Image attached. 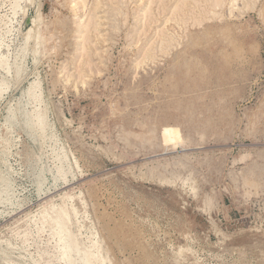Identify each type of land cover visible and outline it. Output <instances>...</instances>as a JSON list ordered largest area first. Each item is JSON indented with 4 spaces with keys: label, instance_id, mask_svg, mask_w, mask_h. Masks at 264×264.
Returning a JSON list of instances; mask_svg holds the SVG:
<instances>
[{
    "label": "rangeland",
    "instance_id": "1",
    "mask_svg": "<svg viewBox=\"0 0 264 264\" xmlns=\"http://www.w3.org/2000/svg\"><path fill=\"white\" fill-rule=\"evenodd\" d=\"M19 1L0 0V264H62L64 205L104 264H264V0Z\"/></svg>",
    "mask_w": 264,
    "mask_h": 264
},
{
    "label": "bare ground",
    "instance_id": "2",
    "mask_svg": "<svg viewBox=\"0 0 264 264\" xmlns=\"http://www.w3.org/2000/svg\"><path fill=\"white\" fill-rule=\"evenodd\" d=\"M88 1V0H87ZM98 2L97 3H99V0H97ZM20 1L19 0H15V2H14V4L12 5L13 7V9H14V11H17V10H19V6H20V3H19ZM111 2V1H110ZM115 2V1H114ZM235 2H237V1H235ZM252 2V1H251ZM254 2V1H253ZM253 2L251 3V4H253ZM101 3V2H100ZM99 3V4H100ZM255 3V2H254ZM82 4V3H81ZM87 4V3H86ZM99 4H98V6H99ZM246 4H248L249 5V3H246ZM114 5V4H113ZM124 5V4H123ZM254 5V4H253ZM255 5H256V3H255ZM119 6H122L121 4L119 5ZM126 6V5H125ZM71 7V6H70ZM118 7V6H117ZM124 7V6H123ZM121 9V8H120ZM119 9V10H120ZM73 10V9H72ZM40 13V12H39ZM115 13V12H114ZM122 14V13H121ZM127 15V14H126ZM260 15H262V14H260ZM16 16V15H15ZM40 16V14L38 15V17ZM116 16H118V14H116ZM122 16V15H121ZM120 17V16H119ZM116 19H117V17H115ZM123 18H124V16H123ZM125 19V18H124ZM39 20V18H34V20H33V23H36L37 21ZM41 21V18H40V20H39V22ZM119 21V20H118ZM117 22V21H116ZM126 21L124 20V23H125ZM115 23V22H114ZM121 23H123V22H121ZM38 24V23H37ZM118 24V23H117ZM116 24V25H117ZM40 27V26H39ZM38 29V28H37ZM116 29H118V28H116ZM9 30V29H8ZM39 30V29H38ZM32 31H33V28L31 27V28H29V31L27 32V36L28 37H30V35H31V33H32ZM37 31V30H36ZM38 32H40V30L38 31ZM6 33V32H5ZM38 34V33H37ZM35 35H36V33H35ZM34 35V36H35ZM39 35V34H38ZM52 37V36H51ZM50 37V39L52 40L53 38H51ZM31 38V37H30ZM34 38V37H33ZM37 38V36L35 37V39ZM3 39V38H2ZM2 39H0V47H1V44H2V42H1V40ZM50 39H48V40H50ZM28 41V40H27ZM35 41V40H34ZM37 41V40H36ZM35 41V42H36ZM37 43H39V40L37 41ZM38 46V45H37ZM34 49V48H33ZM37 49V48H36ZM39 49V48H38ZM37 51H40V50H37ZM38 53V52H37ZM36 53V54H37ZM1 55V54H0ZM39 55H40V53H39ZM9 59H8V57H7V55L6 54H2L1 56H0V67L1 68H3V69H5V70H7V72L9 73L10 71H11V64L9 63V61H8ZM19 71H20V69H19V67H17V69H16V74H19ZM16 76V75H15ZM19 79V78H18ZM3 83V82H2ZM5 83V82H4ZM4 83H3V86H4ZM2 86V84H0V94L4 91V87ZM39 86H40V84H39V81H35V82H33L31 85H30V87H29V89H28V91H27V93L29 94V96L30 97H32L31 99L32 100H38V101H40L39 100V98H41L42 96V93L39 91L40 89H39ZM8 87V86H7ZM7 91V90H6ZM28 94L26 95V96H28ZM30 97H27V98H30ZM37 102V101H36ZM42 102V101H41ZM40 102V103H41ZM33 104V103H32ZM35 104V103H34ZM37 104H38V102H37ZM27 105V104H26ZM39 105V104H38ZM34 106V105H33ZM12 108V107H11ZM10 108V109H11ZM29 108V107H28ZM27 108V109H28ZM17 109V108H16ZM25 109V108H24ZM31 109V108H30ZM13 109H11V111H10V113H9V115L7 116V118H6V123H8V124H15V119H16V114H15V112L14 111H12ZM9 111V110H8ZM22 111V110H21ZM24 116H25V122H24V125L28 128V130L29 129H32V128H34V127H39L40 128V130H42V132H43V134L45 133V131H46V128H47V126H48V124H47V115H46V113L42 110V109H40V107L38 108V107H35L33 110H25L24 111ZM22 117V116H21ZM20 119H22V118H20ZM17 123V122H16ZM32 131V130H31ZM37 132V131H36ZM35 132V133H36ZM2 133V132H1ZM51 135V134H50ZM32 136H34V135H32ZM163 136H164V138H165V141L167 142V143H169V142H176V140L178 141V139H180V137H181V135H180V132H179V130L177 129V128H175V127H171V126H166V127H164L163 128ZM51 138V137H50ZM1 139H2V137H1ZM43 141V140H42ZM52 142V141H51ZM54 143V142H53ZM48 144V143H47ZM54 146V145H53ZM49 148H50V146H49ZM56 149V148H55ZM62 149V148H61ZM53 150V149H52ZM55 151V150H54ZM65 151V150H64ZM63 151V152H64ZM61 152V151H60ZM53 153V152H52ZM57 153V152H56ZM56 153H54V154H56ZM64 155V154H63ZM72 156V155H71ZM57 157H59V156H57ZM65 158H66V156H64ZM52 158V157H51ZM60 158V157H59ZM73 158V157H72ZM57 158H55V160H56ZM67 159V158H66ZM65 160V159H64ZM62 161V160H61ZM66 161V160H65ZM64 161V162H65ZM74 161V160H73ZM58 162H60V161H58ZM67 162V161H66ZM59 165H60V163H59ZM74 165H76V163H74ZM61 166V165H60ZM43 168V167H42ZM63 168V167H62ZM46 170V169H45ZM51 171V170H50ZM70 171V170H69ZM52 172V171H51ZM61 172V171H60ZM72 173V172H71ZM63 174V173H62ZM73 175V174H72ZM64 176V175H63ZM41 178V177H40ZM43 178H44V176H43ZM54 178V177H53ZM56 179V178H55ZM64 179V178H63ZM60 180V179H59ZM58 181V180H57ZM43 182H45L44 180H43ZM40 185H41V183H39ZM45 184V183H44ZM42 188V187H41ZM66 197V196H65ZM62 198H63V196H62ZM65 202V201H64ZM63 204H65V203H63ZM52 205V204H51ZM59 205V204H58ZM65 206V205H64ZM64 206H51V208H53L52 210L54 211V213L56 214L55 216H51V220H52V222H53V224H54V226L56 225V226H58V228H59V232H58V230L57 231H55V234H56V232H58L59 233V235H57V236H59L60 237V242H61V244H60V248H61V250H62V257H61V255H60V257H61V259L63 260V263H65V264H104V262L106 261V260H108V259H106V257L104 258L102 255H99V253L97 254V253H94L93 251H91V250H89L90 248H89V246H88V249L87 248H83L84 246H86L87 247V245H84L83 247H82V243H80V241H78L77 239H76V236L72 233V231H70L69 229H68V222L66 221V220H69L70 221V219L72 218L71 217V215H70V211L69 212H66V210H65V207ZM49 207H50V205H49ZM70 209H71V207H70ZM44 211V210H43ZM52 211V212H53ZM76 210L74 209V212H75ZM77 212V211H76ZM46 213V212H45ZM51 213V212H50ZM52 214V213H51ZM42 215H43V212H42ZM49 214L47 213V215H45L44 217H49L48 216ZM30 217V216H29ZM77 218V217H76ZM45 219V218H44ZM42 220V219H41ZM40 223V222H39ZM38 223V224H39ZM79 224V223H78ZM45 225V224H44ZM44 225L42 226V229H43V227H44ZM71 225V224H70ZM82 226V225H81ZM38 227V226H37ZM71 227V226H70ZM77 228V227H76ZM38 230V229H37ZM44 230V229H43ZM39 231H41V229L39 230ZM28 232V231H27ZM77 234V233H76ZM59 237H58V240H59ZM80 239V238H79ZM82 241V240H81ZM90 241V240H89ZM59 242V243H60ZM95 242V241H94ZM58 243V244H59ZM91 243V242H90ZM94 245V244H93ZM92 245V246H93ZM59 246V245H58ZM91 246V245H90ZM96 246V245H95ZM95 249H96V247H95ZM97 250H98V247H97ZM101 251V250H100ZM59 252H60V250H59ZM74 253L76 254V255H78L79 257V259L78 258H76V259H78L79 261H77L76 259H75V256H74ZM101 254V253H100ZM50 255H52V254H50ZM56 256V255H55ZM59 256V255H58ZM50 257V256H49ZM59 257V258H60ZM54 258V257H53ZM41 259V258H40ZM56 259V258H55ZM106 259V260H105ZM60 260V259H59ZM61 260V261H62ZM42 261V260H41ZM35 262H37V261H35ZM40 262V261H39ZM58 262V261H57ZM60 263V262H59ZM62 263V264H63ZM107 263V262H106ZM38 264V263H37ZM40 264V263H39ZM44 264H46V263H44ZM49 264V263H48ZM52 264V263H51Z\"/></svg>",
    "mask_w": 264,
    "mask_h": 264
}]
</instances>
